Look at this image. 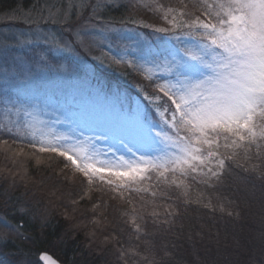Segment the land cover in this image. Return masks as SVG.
Returning a JSON list of instances; mask_svg holds the SVG:
<instances>
[{
	"label": "snow or ice",
	"instance_id": "obj_1",
	"mask_svg": "<svg viewBox=\"0 0 264 264\" xmlns=\"http://www.w3.org/2000/svg\"><path fill=\"white\" fill-rule=\"evenodd\" d=\"M101 7L98 0H46L27 13L8 14L7 22L27 24L34 29L29 44L50 51L77 53L92 42L112 50L114 36L122 43L106 59L139 77L134 93L94 78L57 86L53 74L67 70L46 57L20 64L0 74L3 150H13L11 140L33 149L38 163V153L61 158V172L79 174L82 188L95 185L132 205L137 233V221L146 230L148 218L167 232L177 229L185 205L203 201L202 194L193 199L194 186L215 188L233 169L264 182V0H153L144 7L166 24L142 26L168 36L155 47L116 21L89 32ZM49 24L63 27L66 38L46 31ZM203 206L215 211L211 198Z\"/></svg>",
	"mask_w": 264,
	"mask_h": 264
},
{
	"label": "trees",
	"instance_id": "obj_2",
	"mask_svg": "<svg viewBox=\"0 0 264 264\" xmlns=\"http://www.w3.org/2000/svg\"><path fill=\"white\" fill-rule=\"evenodd\" d=\"M18 1L0 0V16L13 11ZM172 1L161 0L165 4ZM100 14L117 25L122 19L136 20L135 24L127 25L142 31L149 28L142 24L158 27L166 24L159 12L129 1L104 8ZM143 17L147 20H137ZM20 146L26 153L17 155L13 150L5 152V146L0 144V186L4 187L0 189V210L6 215L13 214L17 207L14 205L20 203L24 210L31 209L35 214L28 219L26 213L9 218L12 222H23V235L8 242L6 249L26 263L47 252L62 264H164L167 261L169 264H264V182L257 177L233 169L215 188L194 186L198 192L217 193L212 200L215 211L203 206L206 199L202 204H188L177 229L167 232L165 225L156 239V233L149 229L145 236L142 231L134 233L129 214L118 216L113 202L108 203L103 197H87L76 184L66 183L59 173L64 168L61 158L45 160V156L52 154L38 153L44 161L37 164L36 157L31 155L33 149ZM18 161L29 171L25 176ZM243 181L246 182L241 184ZM8 190L12 198L6 202L1 192ZM246 190L249 193L244 195ZM101 201L102 206L94 209L93 204ZM229 211L233 215L229 216ZM181 223L183 232L179 231ZM92 233H95L94 242L89 243ZM106 236L111 238L106 241ZM153 246L157 248L155 257L150 252ZM164 252L169 253L167 260Z\"/></svg>",
	"mask_w": 264,
	"mask_h": 264
},
{
	"label": "rangeland",
	"instance_id": "obj_3",
	"mask_svg": "<svg viewBox=\"0 0 264 264\" xmlns=\"http://www.w3.org/2000/svg\"><path fill=\"white\" fill-rule=\"evenodd\" d=\"M131 2L135 6H142L144 7L147 3H152L153 0H117L116 5L122 4L124 2ZM46 0H26V3L24 0H19L17 7L8 13H5L4 15L0 16V74H2L5 71H12L14 68H17L20 64H34L36 61H38L41 57H46L52 64L62 66L63 69H66L67 71H62L59 74V78L56 77L55 74H53V79L57 86H64L67 83H71L75 81L77 78L80 79H95L98 80L104 84H110L113 87H119L122 91H127L129 94H133L135 89L133 85L138 81L139 77L131 70L128 72H124L121 67L113 65L109 66V60L106 59V57H110L112 52L115 51L117 47H119V44L122 42L116 41L115 37L113 36L112 44L113 48L112 50H109L107 45V42L104 44H100L99 42H92L88 45L86 49L79 50L77 53H71V52H58L54 48L50 51L48 46L43 43H31L29 44V40L34 39L33 32L34 29L30 28L27 24H21V23H8L7 17L10 13H27L29 12L34 4H44ZM64 0H47V3L51 4H61ZM98 2L102 5L100 8V12L104 9L103 5L105 3H112V0H98ZM177 0H173L172 4H176ZM115 5V7H116ZM18 18H22L19 17ZM137 20L143 21L147 20L145 17L138 18ZM136 21V20H135ZM105 22H108L107 20L103 19L102 15L100 14V22L99 24H96L95 27L92 25L88 26L89 32H96L99 29L100 24H103ZM146 25H150L146 23ZM153 27H158V25H151ZM117 27L121 30L126 32L127 34L135 36L136 33H141L146 38L147 42L149 44H152L153 47L156 45L161 44L164 40L168 39V36L164 33H154L153 27H149L147 31L139 30L136 27L129 26V25H117ZM46 31L53 32L58 34L61 37L66 38V33L63 27H61L59 24L57 25H46L45 26ZM101 61H104L103 63ZM0 85H2V81H0ZM2 118V117H0ZM11 148L13 149L14 153H21V146L20 142H17L16 144H12ZM23 153H26V151L23 149ZM39 156V155H38ZM39 163L37 162V159L35 158V161L37 164L43 163L44 159L42 157H39ZM50 157L45 156V160H49ZM18 167L20 168V171H22V176H25L27 174L25 165L22 164L21 161L17 162ZM22 169V170H21ZM27 171V172H26ZM61 177L64 178L66 183H73L76 184L78 188L83 193L87 192V197H103L108 203L113 202L114 203V209L117 212V215L123 214L124 216L129 214L130 222L132 220L131 212H132V205L126 203L123 200H113L110 198L112 195L111 193L107 192H100L99 189L93 185L91 189H88L86 186L82 188L79 184L78 175L75 176L71 171L64 170L62 173L59 172ZM246 181H243L241 184H244ZM0 189H4L3 186H0ZM1 191V190H0ZM10 191L7 192H1V194L4 196V200L6 202L11 201L12 195L8 194ZM244 195H247L249 193V190L243 191ZM193 198L203 195V201L204 203L205 199L208 200L211 198V200L216 197L217 193H210V192H198L194 189L193 191ZM164 203V202H161ZM20 204V203H19ZM16 203L14 205L17 206L13 210V214L6 215V212L0 210V264H36V261L39 264H42L39 260V255H37L36 260L34 258L27 262L22 258H17V256L12 255L14 253H10L6 249V244L8 242H12L15 239L22 238L23 235V222L19 220L18 222H12L11 217H18L20 215H24L25 218H32L34 217V212L30 209H23L24 207L22 205H19ZM187 205H185L186 207ZM138 207V205H137ZM184 207V208H185ZM161 212V219L163 218V210L159 209ZM127 213V214H126ZM36 217V216H35ZM142 226V236H145L149 233V231L145 232L146 230L143 228V221H137ZM148 225L149 227L147 229L150 230V232H154L156 234L155 237L158 239L160 237V233L158 232L162 227L159 225V222H157L155 225L153 224V221L151 218H148ZM131 224V223H130ZM17 225H22V227L17 228ZM134 227V226H133ZM134 233L139 234L134 231ZM153 236V235H152ZM163 240V239H162ZM164 242V241H163ZM165 243V242H164ZM166 244V243H165ZM258 245V244H255ZM167 246V245H166ZM167 248V247H166ZM150 252H152V256H156L157 248L152 247ZM160 250V249H159ZM163 250V249H162ZM161 250V251H162ZM160 251V252H161ZM159 252V251H158ZM50 254V253H49ZM169 255L168 252H164L163 256H165L167 260V256ZM158 258H160L159 255H157ZM56 259V258H55ZM60 262V261H59ZM61 263V262H60ZM162 263V262H161ZM164 264H169V261L165 262Z\"/></svg>",
	"mask_w": 264,
	"mask_h": 264
},
{
	"label": "water",
	"instance_id": "obj_4",
	"mask_svg": "<svg viewBox=\"0 0 264 264\" xmlns=\"http://www.w3.org/2000/svg\"><path fill=\"white\" fill-rule=\"evenodd\" d=\"M39 260L41 261L42 264H62L47 252H42L39 255Z\"/></svg>",
	"mask_w": 264,
	"mask_h": 264
}]
</instances>
